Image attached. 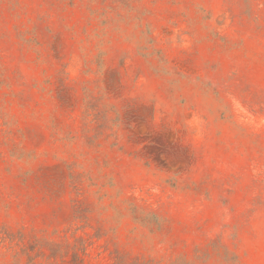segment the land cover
Instances as JSON below:
<instances>
[{"label": "rangeland", "instance_id": "1", "mask_svg": "<svg viewBox=\"0 0 264 264\" xmlns=\"http://www.w3.org/2000/svg\"><path fill=\"white\" fill-rule=\"evenodd\" d=\"M0 264H264V0H0Z\"/></svg>", "mask_w": 264, "mask_h": 264}]
</instances>
